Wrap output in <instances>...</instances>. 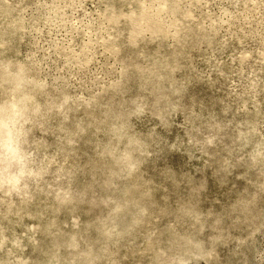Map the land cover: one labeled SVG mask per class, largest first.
Listing matches in <instances>:
<instances>
[{"label":"rangeland","instance_id":"rangeland-1","mask_svg":"<svg viewBox=\"0 0 264 264\" xmlns=\"http://www.w3.org/2000/svg\"><path fill=\"white\" fill-rule=\"evenodd\" d=\"M0 264H264V0H0Z\"/></svg>","mask_w":264,"mask_h":264}]
</instances>
